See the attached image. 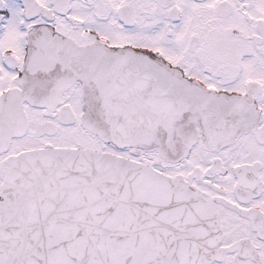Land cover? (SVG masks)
Listing matches in <instances>:
<instances>
[{"label":"snow or ice","instance_id":"1","mask_svg":"<svg viewBox=\"0 0 264 264\" xmlns=\"http://www.w3.org/2000/svg\"><path fill=\"white\" fill-rule=\"evenodd\" d=\"M0 264H264V0H0Z\"/></svg>","mask_w":264,"mask_h":264}]
</instances>
